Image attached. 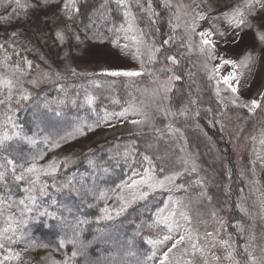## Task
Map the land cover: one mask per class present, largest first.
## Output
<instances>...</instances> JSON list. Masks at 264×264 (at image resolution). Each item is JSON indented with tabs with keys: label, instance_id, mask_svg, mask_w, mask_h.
<instances>
[{
	"label": "rangeland",
	"instance_id": "374dc122",
	"mask_svg": "<svg viewBox=\"0 0 264 264\" xmlns=\"http://www.w3.org/2000/svg\"><path fill=\"white\" fill-rule=\"evenodd\" d=\"M79 1L76 0V8L72 12L71 20L63 10L64 0H39V6L29 7L26 10L18 9L19 14L13 13L10 20L0 19V44L5 45L8 54L13 55L14 61L19 57H26L30 60L33 68L27 79L38 81L35 86L30 83L24 85L30 93V98L27 101L14 104L18 111L13 113L18 125L25 119L24 122L28 125L26 129L33 130L31 137L35 143L13 141L11 144L17 148L20 145L28 144L29 151L33 150L30 154H36L37 151L38 153L44 152V159L39 161L41 164L47 163L53 158L57 161L68 158L71 163L66 174L61 167L58 175L60 181L75 177L68 173L71 168L90 161L91 164L95 163L102 151L106 149L113 150L114 162L121 164L127 172L128 175L123 181L133 176V170L137 173L143 172V168L147 167L144 161L145 155L151 157L158 166L166 168L165 173H158L161 176L179 170L182 167V158L194 160L198 175L197 173L191 175L186 173L178 182H194L203 178L205 187L201 188L193 183L188 191L175 193L177 196H182L184 203L188 205L187 210L192 220L194 238L196 232L203 236L205 232L215 234L219 229L217 239L226 240L231 236L233 245L237 246V251L240 253L237 259H240L241 264H244L243 245L251 239L252 234L254 233L257 238V245L264 244V167L257 160L258 155L264 158V145L260 143V140L264 138V105L257 108L255 112L249 113L247 108L235 107L230 101L223 99V97L232 95L223 90V85H221V94L219 96L216 94L215 81H210L208 77L211 70L219 63V59L207 60L196 47L199 45L200 37L185 32V21H191L194 15L193 8L196 3H201V0H168L171 9L165 7V0H152L153 9L158 15L155 17L156 23L151 24L150 28V13L136 5L135 0H130L131 11L137 17L136 24L145 31H149V42L154 40L157 45L168 39L169 36H173L169 21L171 19L172 25H175L177 23L175 17L177 15L180 17V26L175 30L174 39L164 46L166 52L158 54L159 62L154 65V70L159 73L161 80L167 79L173 74L181 76L180 80L172 82L173 91L169 95L171 96L170 107L173 111L190 108L189 118L179 117L175 121V126L181 129L184 139H179L178 134L157 139V134L153 131V127L164 129V126L169 123L163 113L155 111V104L159 102L158 99L153 102L151 96L152 90L157 86L154 83L155 76H150L147 71L143 77L135 78L109 77L102 74L106 69L141 70L140 60L134 59L129 54L135 51L131 36L137 33L129 32L127 33L128 39H125V31H114L108 41L103 39V43H101L100 38L93 34L91 36L85 34L84 30L75 22ZM107 1L104 0V2ZM109 1L117 5L115 0ZM21 2L28 5L37 4V0H21ZM0 3V17L12 13V7L8 6V0H3ZM141 3H143L144 9H147L148 0H141ZM241 3L243 0H204L201 3V10L208 12L210 16H220L223 11L228 10V6ZM123 12L124 9L121 8V21L115 29L121 28L122 25L127 28ZM260 16L261 14L257 10V16L253 19L251 29L247 27L242 30L240 28L233 29L224 22L222 17L210 22L201 21L199 27L196 28V32L199 33L205 29H211L212 24L215 23L220 32L224 33V35L215 34L211 37L216 42L218 57L235 60L238 65L241 60L245 61L244 65L235 69L239 77V95L242 102H249L252 99L262 100V94H264V42L258 37ZM101 21L105 22L102 17L99 22L101 23ZM105 28L109 31L110 25ZM57 31L62 32L63 40L56 36ZM259 31H264V28H259ZM13 32L17 34L15 37L11 35ZM76 36H79V41L75 39ZM186 36L189 39H185L182 47L181 40ZM112 40H116L119 46H113ZM9 44L15 46L19 57L13 54L12 48L8 47ZM124 44L129 47L122 51L121 46ZM5 49H0V59L3 58ZM167 55H175L179 64L172 66V72L165 73L162 70L168 67L165 59ZM147 67H153V65H147ZM72 69H75L77 75H72ZM3 71L4 69L0 68V72ZM231 71H233L231 66L220 69L221 75H226ZM57 72L60 73V79H57L55 75ZM88 96L96 97L95 104L91 108L86 104ZM192 100H196L195 105L190 103ZM141 102L148 105L149 112L154 113L153 127L133 125L128 120L111 115L119 113L131 104L140 106ZM165 106L169 105L166 103ZM65 110L71 111L69 119L75 122L71 131L66 135L56 137L41 135L40 125L38 127L36 125V122L39 124L40 121L39 115L43 117L41 122L45 123L43 128L46 130L47 119L50 115L48 113L56 111L53 113L59 114L66 112ZM4 111L5 109L0 107V122L4 119ZM197 111L200 113L199 116L195 115ZM75 112H78V118ZM45 114L46 117H44ZM106 115L107 123H105ZM128 119H139V117L129 114ZM96 122H99L101 126L95 128L94 131L85 130L83 135L76 134L75 138L62 142L58 148L50 150V145L45 143L46 137L50 141H56L73 133L81 124ZM24 133L27 134L26 131ZM253 137L256 139L253 140ZM141 143L140 148L143 152H139L140 161L138 163L136 148L139 149L137 145ZM37 144L45 147L39 151L38 148L36 149ZM181 146L184 147V151L180 150ZM125 153H129L127 159H125ZM30 154L28 153V155ZM252 161H256L255 166ZM107 173L106 171L100 172L103 176ZM78 176L82 178L81 174ZM47 179L51 183V179ZM79 182L81 183V179ZM104 190L107 189L103 188L99 191ZM99 191L97 195H99ZM202 192L204 195H200ZM108 194L112 196V199L107 201L108 205L118 206L112 192L108 191ZM168 195L167 192L153 193L146 201H139L127 210L146 203L159 204L158 208L163 207ZM58 199L61 204L53 206L50 210L56 212L58 216L61 213L68 216L65 211V207H70L68 204H71L68 202V197L59 196ZM93 202L92 204L95 206L102 203L100 208L105 206L103 200L97 201L93 198ZM78 204H80L79 201ZM237 205L240 206L237 207ZM100 208L98 216L101 215ZM213 212L223 220L222 227L213 218ZM73 213L82 218L76 213V210ZM113 216L112 220L118 217L114 214ZM96 217L94 219L96 223L112 221L97 220ZM154 219L155 216L153 221ZM53 222H56L55 224L60 229L63 227L58 220L49 217H41L39 220L29 223L30 238L38 244H48L49 247H29L27 252H23L19 264H51L52 260H64V254L59 248V244L38 230V225L43 224L44 227H47L49 224H54ZM55 224L53 226L57 228ZM149 224L150 222L142 219L138 229L148 233L151 239L158 238L161 229L149 228ZM207 243L210 241L199 240L201 246ZM148 245L150 251L148 256H150L153 248L150 244ZM26 246L28 245L25 243L12 245L16 251H22ZM124 247H126L127 256L122 255L120 258L114 259V264L131 263L132 260H137L129 252L131 242H124ZM228 251L227 247L220 246L212 249L211 252H208L206 248L208 264H230L229 260L225 258ZM212 253L220 258L218 262L213 259ZM3 254V251L0 250V256ZM254 254H260L259 248L254 251ZM160 255L158 247L156 264H158ZM176 255H181V250H176ZM123 257L125 260L120 263ZM108 259L112 258L103 257V261ZM196 259L197 264H204V260L199 255ZM138 262L139 264L141 262L154 264L153 260L147 258L145 261ZM7 264H17V262H7Z\"/></svg>",
	"mask_w": 264,
	"mask_h": 264
},
{
	"label": "snow or ice",
	"instance_id": "6c2138e0",
	"mask_svg": "<svg viewBox=\"0 0 264 264\" xmlns=\"http://www.w3.org/2000/svg\"><path fill=\"white\" fill-rule=\"evenodd\" d=\"M116 4L124 9L123 15L127 28L123 25L121 28L115 29V31H125V39H128L127 33L136 32V35L131 36V40L134 42L135 51L129 53L134 59L140 60L141 70H104L103 75L109 77H143L145 71L150 76H155L154 83L157 85L151 92L153 102L158 99V103L155 104V111L163 113L165 119L169 120L164 126V129L154 128L152 121L155 118L154 113L149 112L148 105H144L141 102L140 106L135 104L129 105V107L122 109L119 113H113L111 115L124 120H128L133 125H144L153 127V131L157 134V139L165 138L166 136H173L178 134L179 139H184L183 132L180 128L175 126V121L179 117L189 118L191 115L190 108L180 109L173 111L170 107L171 96L169 95L173 91V81L181 79L180 75H171L167 79H159V73L154 70V65L159 62V55L163 54L167 50L164 49L165 45H168L174 39V33L176 28L180 26V17L177 15L175 18L177 23L172 25L170 19L169 23L172 26L173 36H169L168 39L163 40L159 45L153 40L149 42L150 32L145 31L136 24L137 17L131 11L132 3L130 0H115ZM204 0H201L203 3ZM142 10H146L150 13L149 28L151 24L156 23L155 17L158 15L154 9L152 0H148L147 9H144L141 0H135ZM201 3H196L193 8L194 15L191 21H185V32L198 35L200 42L198 47L199 53L203 55L207 60H217L219 63L211 70V74L208 79L214 80L216 84V94H221V85L225 92H230V97H223L225 101H230L231 104L239 108H247L249 113L255 112V110L264 105V94H262V100L252 99L249 102H242L239 95V77L235 69L238 66L245 64L244 60L239 62V65L235 60L227 59L224 57H218L216 52V42L211 39L215 34L224 35L220 32L218 26L213 23L211 29H205L196 32V28L199 27V22H210L223 18L233 29L244 27L251 29L253 27V19L257 16V10H259L260 24L259 28H264V0H243V3L235 6H228V10L223 11L220 16H210L208 12L201 10ZM14 5V7H13ZM8 6L12 7V13H8L0 19L10 20L12 14H19L18 9H27L29 7L39 6V0L36 5H28L22 3L21 0H8ZM63 10L66 12L69 20L72 19V12L76 8V0H64ZM165 7L171 9V4L168 0H165ZM210 10V8H209ZM258 37L264 42V31H259ZM70 31V29H69ZM112 31V29H110ZM15 37L17 34L13 32L11 34ZM56 36L61 40L64 39L62 32L57 31ZM75 39L79 41V36ZM185 39L182 38L181 46H184ZM103 43V38H101ZM113 46H119L116 40L111 41ZM191 43V41L189 40ZM235 42V41H234ZM13 54L19 57V53L16 51L13 44H9ZM129 45L124 44L121 46L122 51L128 48ZM0 49H5V45L0 44ZM146 57V59H145ZM168 67L162 71L172 72V66L179 64V60L175 55H167L165 57ZM147 65H153V67H147ZM225 66H231L233 71L228 72L226 75H221L220 69ZM38 67V66H37ZM0 68L4 69L0 72V107L4 108L3 121L0 122V250L3 251V255L0 256V264H7V262L16 261L17 264L22 259L23 252H27L29 247L35 248L37 246L47 248L48 244H38L35 240H32L28 233V225L30 222L39 220L41 217H49L54 220H58L61 226L71 228V235L65 233V235L59 239V248L63 249L67 245H72L73 250L71 255L65 253L63 261L52 260L51 264H74L76 257L81 255L78 245V238L81 233L80 226L89 223L87 218H79L73 213L71 207H65L68 216H64L61 213L59 216L56 212L50 209L53 206L61 204L58 199L59 196H67L71 200H79L80 204L87 203L89 208L94 207L92 203L87 201V197L91 196L95 200H103L105 206L100 208L101 215L96 217L97 220H112L115 216L121 215L129 207L136 204L139 201H146L149 196L156 192L169 193L167 199L164 201L163 207L157 209L154 213L155 219L148 225L149 228H160L161 232L158 233V238L147 239V243L153 248V252L147 257L149 260H153L154 264L157 262L156 251L159 247L161 255L158 258V264H197V255L204 260V264H208L206 259L207 252H211L212 249L217 246L227 247L225 258L229 260L230 264H241V260L237 259L240 253L237 251V246H234L231 241V236L226 240H218L219 229L214 234L213 232H205L201 236L198 232L195 233L192 227V220L187 210L188 205L184 203L182 196H177V192H186L192 186L196 184L201 188L205 187L203 178L196 181L180 183L183 176L187 173L191 175L197 173V166L195 161L182 158V167L179 170L170 172L166 175H158L166 172V168L158 166L153 162V159L147 155L144 156V161L147 167L143 168L142 173H137L133 170V176L126 181H121L116 185L114 189L99 191L97 195V189L92 187H86L75 179V177L66 178L63 181L58 179L61 167L64 169L65 174L71 161L65 158L62 161H57L55 158L49 160L47 163L41 164L39 161L44 159V152L36 154L23 155L21 154L19 159H13L7 154V148L10 147V143L13 141L27 142L34 144L35 140L24 133L23 128L17 124L13 113L18 111L14 107V104H19L21 101H27L30 98V93L25 89L24 85L30 83L36 85L38 81L36 79H27L31 74L33 65L26 57H19L15 61L13 55H9L5 49L3 58L0 59ZM72 75H77L75 69H72ZM57 79H60V73L56 74ZM96 101V97L88 96L86 98V104L88 107H93ZM75 103V101H73ZM169 106L166 107L165 104ZM192 105L196 104V100L190 102ZM129 114L139 119H128ZM196 116L200 113L197 111ZM107 123V115L105 119ZM100 123L94 124H81L73 133L68 134L65 137H61L56 141H50L47 137L45 143L50 145V150L58 148L62 142H66L70 138H75L76 134L83 135L85 130L94 131L95 128L100 127ZM253 140L256 138L253 137ZM187 142L185 141V144ZM260 143L264 145V138L260 140ZM181 151H184V147L181 146ZM129 153H125V159ZM159 159V158H158ZM257 160L260 161L261 166L264 167V158L257 156ZM91 163V161H90ZM255 166L256 161H252ZM230 175V173H229ZM51 179V183L49 180ZM14 189H18L23 193L22 196L17 195ZM111 191L115 196L118 206H109L107 201L112 199V196L108 194ZM204 195V193H200ZM211 199V198H209ZM240 205H237L239 207ZM81 209H77L80 211ZM213 218L223 226V220L219 218L215 212L212 213ZM72 217V223H68V218ZM74 225V226H73ZM210 241L204 246L199 244V240ZM256 236L253 233L249 241L243 245L244 253L242 259L244 264H264V244H256ZM19 243H25L26 246L22 251H16L12 245ZM170 245V246H169ZM253 249L250 251L249 249ZM259 248V255H255L254 251ZM166 249V250H165ZM176 250H181V255H176ZM213 259L217 262L219 257L212 253Z\"/></svg>",
	"mask_w": 264,
	"mask_h": 264
},
{
	"label": "trees",
	"instance_id": "16d2710c",
	"mask_svg": "<svg viewBox=\"0 0 264 264\" xmlns=\"http://www.w3.org/2000/svg\"><path fill=\"white\" fill-rule=\"evenodd\" d=\"M1 1L3 0H0V2ZM120 15L121 8L109 0L107 2H104V0H80L78 2L77 15L74 20L84 30L85 34L89 36L93 34L100 39L103 38L108 41L114 34L116 25L121 21ZM101 17L102 20H105L104 23H102V21L101 23L99 22ZM107 25H110L112 31L106 30L105 27ZM65 111L66 112H61L59 114L53 113L56 111H50L48 113L50 115L47 119L46 130L43 128L45 123L42 124L41 122L43 117L39 115L40 121L39 124L36 122V125L37 127L40 125L41 129L39 128V132H41V135L56 137L69 133L75 122L69 119L71 111ZM75 113L78 118V112ZM44 117H46V114ZM24 121L25 119L23 122L20 121L19 125L23 128V131H26L27 135L31 137L33 130L26 129L28 125H26ZM140 146H142V143L137 145L140 151L136 148L137 156L135 155L138 163L140 161L138 156L139 152H143ZM44 147L45 146L42 145H36V149L38 148L39 151ZM32 152V149L29 151L28 144L20 145L17 148L10 143V147L7 148V154H9L11 158L17 160L21 154L27 156L28 153L30 154ZM36 153H38V151ZM112 154L113 150L106 149L102 151V154L98 158L99 160L97 159L95 163H84L81 166L71 168L68 173L75 175L77 181L81 179V183L86 187L94 186L98 191L103 188H106L107 190L114 189L117 184L126 179L128 174L125 172L124 167L121 164L114 162ZM102 171L108 173L103 176L100 174ZM79 174H81L82 178H79ZM14 191L17 192V195H22L18 189H14ZM68 200L67 201L71 203L68 204V206L72 207L73 211L76 210V213L80 215V217L87 218L91 221L90 223L80 226L81 233L78 238L77 247L82 254L76 257L74 264H114V259L120 258L122 255L127 256V250L126 247H124V242L127 241L131 242L129 252L133 254L137 260H132L131 263L126 262L125 264H139L138 261H145L150 252L149 245L146 242L149 235L148 233L140 231L138 226L141 224L142 219H145L150 223L153 222L154 213L157 212L159 204H141L138 207L123 212V214L119 215L115 220L107 223H96L94 222V219L98 216V210L102 203L89 208L87 203L78 204L79 200L74 201L69 198ZM87 201L89 203H94L93 197L91 196L87 197ZM78 208L81 210L77 211ZM53 223L55 224L56 222ZM68 223H72V217L68 219ZM54 224H49L47 227L40 224L38 225V230H41V234L54 240L56 244H59V239L62 238L65 233L71 235V228L62 227L60 229L57 224H55L57 228L54 227ZM72 250V245H67L62 249L64 255L65 253L71 255ZM103 257H111L112 259L103 261ZM124 260L125 257L122 258L120 263H123ZM141 264H143V262H141Z\"/></svg>",
	"mask_w": 264,
	"mask_h": 264
}]
</instances>
